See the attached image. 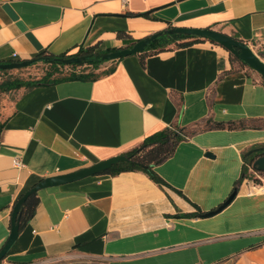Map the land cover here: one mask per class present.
Masks as SVG:
<instances>
[{
  "label": "crops",
  "instance_id": "crops-1",
  "mask_svg": "<svg viewBox=\"0 0 264 264\" xmlns=\"http://www.w3.org/2000/svg\"><path fill=\"white\" fill-rule=\"evenodd\" d=\"M174 27L236 37L264 61V0H0V64L97 42L119 48L118 32L140 40ZM230 55L205 40L144 63L138 53L107 61L99 71H113L94 81L0 93V249L17 200L42 179L122 155L166 128L257 124L181 141L154 168L163 186L130 171L39 190L0 264H264V186L241 180L243 153L264 148V80ZM234 188L220 212L193 216Z\"/></svg>",
  "mask_w": 264,
  "mask_h": 264
},
{
  "label": "trees",
  "instance_id": "trees-1",
  "mask_svg": "<svg viewBox=\"0 0 264 264\" xmlns=\"http://www.w3.org/2000/svg\"><path fill=\"white\" fill-rule=\"evenodd\" d=\"M157 34L158 36L146 47V49L138 53L143 63L147 57L156 55L162 51L185 48L196 43L209 40L180 34L169 35L165 31L159 32ZM117 36L119 39L125 41L124 46H121L119 48H110L104 47L102 45V42H97L87 47H80L76 52L53 54L47 50H42L39 53L35 54L33 56V59H36V62H41L47 66L44 75L37 79L10 77L1 80L0 93H8L22 88L25 90H29L37 86L54 85L66 81H94L102 75L109 74L113 71V68L99 71L100 67L107 62L102 60L100 56L112 51H117L121 48L131 47L137 41H139L133 39L129 34L125 32H118ZM233 38L237 39L236 37ZM211 43L219 45L214 41H211ZM81 56L87 57V60L70 65H65L59 61V59ZM230 56L233 62L240 63L246 66V64L239 60L234 54H231ZM66 67L69 69L68 72H65ZM4 71L7 70H0V72ZM2 127L3 125H0V130L2 129ZM256 127L257 124L255 119H240L228 122H215L209 118L203 123H196L188 127L175 126L173 128H166L150 136H147L139 145L122 154L127 158L125 161L114 164L109 170L101 174L115 176L123 172H143L147 174L155 183L163 186L165 185V182L155 172L154 168L170 158L174 154L177 145L181 141L194 135L197 132L205 130H238ZM263 149L264 148L258 147L243 153L244 165L241 180L249 179L253 180L255 183H260V180L257 179L251 172H249V169H253V160L263 153ZM259 173L264 176V173ZM234 190H236V188L233 189L231 194L234 192ZM38 203V193L34 192L22 205L20 209V230L34 216ZM203 214L204 212L197 208V212L193 214V216H201Z\"/></svg>",
  "mask_w": 264,
  "mask_h": 264
},
{
  "label": "water",
  "instance_id": "water-1",
  "mask_svg": "<svg viewBox=\"0 0 264 264\" xmlns=\"http://www.w3.org/2000/svg\"><path fill=\"white\" fill-rule=\"evenodd\" d=\"M169 35L180 34L186 36H193L195 38L209 39L210 41H214L217 44L221 45L225 49H227L231 54H234L239 60L243 63L254 69L258 72L264 80V61L253 51V49L246 43L234 39L233 37L224 34L222 32H218L209 28H185V27H174L167 31H165ZM158 36V34H153L149 37L140 39L131 47L121 48L117 51H112L107 54L101 55V59L104 61H114L118 60L130 55H134L140 53L146 49V47ZM99 56V55H96ZM87 60V57H71L65 59H59V61L65 65H70L74 63H79L81 61ZM36 59L22 60V61H13L9 63L0 64V70H8V69H17L28 67L34 63H36ZM262 154L256 157L253 160L252 167L255 171L264 173V149L262 150ZM127 158L123 155L115 156L109 158L107 160L100 161L95 163L89 167L80 169L78 171L59 175L52 176L45 179L40 180L37 184L28 189L22 196L17 200L11 217V229L10 234L4 245L0 249V262L6 257L7 253L17 240L20 232V209L22 205L25 203L27 198L34 192H38L41 189L55 187L60 185H65L68 183H72L75 181L82 180L89 176H94L101 174L107 170H109L114 164L125 161ZM237 190L228 197V199L216 210H212L203 214L204 217H211L222 209H224L236 196Z\"/></svg>",
  "mask_w": 264,
  "mask_h": 264
},
{
  "label": "rangeland",
  "instance_id": "rangeland-1",
  "mask_svg": "<svg viewBox=\"0 0 264 264\" xmlns=\"http://www.w3.org/2000/svg\"><path fill=\"white\" fill-rule=\"evenodd\" d=\"M254 51V50H253ZM256 53V52H255ZM260 57V54H257ZM80 68V67H79ZM47 66L41 62H36L28 67L8 69L7 71L0 72V81L10 77H20L24 79L28 78H40L44 75ZM68 68H65V72H68ZM73 264H105L102 260L83 259L78 263Z\"/></svg>",
  "mask_w": 264,
  "mask_h": 264
},
{
  "label": "built area",
  "instance_id": "built-area-1",
  "mask_svg": "<svg viewBox=\"0 0 264 264\" xmlns=\"http://www.w3.org/2000/svg\"><path fill=\"white\" fill-rule=\"evenodd\" d=\"M15 164L17 165V166H20L21 164H20V162H18V161H15ZM250 172L257 178V179H259L260 180V183H255L253 180V182L255 183V184H257V185H261V186H264V176L263 175H261L259 172H257V171H255L254 169H250Z\"/></svg>",
  "mask_w": 264,
  "mask_h": 264
}]
</instances>
